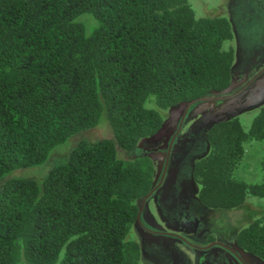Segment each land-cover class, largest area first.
I'll use <instances>...</instances> for the list:
<instances>
[{
  "label": "trees",
  "instance_id": "1",
  "mask_svg": "<svg viewBox=\"0 0 264 264\" xmlns=\"http://www.w3.org/2000/svg\"><path fill=\"white\" fill-rule=\"evenodd\" d=\"M231 36L227 17L195 18L187 0H0V264H139L131 230L156 166L136 142L160 130L159 108L227 86ZM102 112L113 140H77L41 179L9 174ZM251 139H264V104L247 130L236 117L209 126L192 170L204 207L264 196V177H234ZM234 244L264 263V213Z\"/></svg>",
  "mask_w": 264,
  "mask_h": 264
},
{
  "label": "rangeland",
  "instance_id": "2",
  "mask_svg": "<svg viewBox=\"0 0 264 264\" xmlns=\"http://www.w3.org/2000/svg\"><path fill=\"white\" fill-rule=\"evenodd\" d=\"M187 2L195 18L217 14L228 18L232 36L224 41V46L234 50L230 66L232 86L214 93L221 97L209 100L207 105L193 103L183 116L179 105L159 108L163 114L160 133L137 140V147L154 158L156 169L161 166L163 176L145 198L131 230L132 238L140 245L139 264H233L221 244L233 247L239 230L252 216L264 213V196L250 195L235 208L204 207L198 198L199 185L192 176L195 161L208 150L209 126L216 119L236 117L247 130L264 104V0ZM145 105L157 107L153 96ZM110 129L107 114L102 112L97 125L73 133L56 145L43 163L16 167L9 174L41 179L67 159L65 155L77 140H113ZM263 146L264 139L243 143L244 155L234 169V177L247 183L262 181ZM118 155L133 157L120 149ZM245 256L246 262L242 264H264L254 254Z\"/></svg>",
  "mask_w": 264,
  "mask_h": 264
},
{
  "label": "water",
  "instance_id": "3",
  "mask_svg": "<svg viewBox=\"0 0 264 264\" xmlns=\"http://www.w3.org/2000/svg\"><path fill=\"white\" fill-rule=\"evenodd\" d=\"M232 85H231V83H230V81H229V83L227 84V86L225 87V88H223L222 90H225V89H228V88H230ZM214 93H217V92H219L218 90H216V91H213ZM217 97H221V96H217V95H209V96H206V97H203V98H197V99H192V100H190V101H188V102H186V103H182V104H180V108H181V113H182V116L185 114V112H186V110L193 104V103H196V102H201V103H203V105H207V103L209 102V100H212V99H214V98H217ZM181 113H180V115H181ZM160 132H159V130L156 132V133H154V134H159ZM169 145H170V143H169ZM169 147V146H168ZM168 151V150H167ZM167 151H166V154H167ZM148 155H150V153L148 154ZM151 156V155H150ZM152 157V156H151ZM153 158V157H152ZM154 159V158H153ZM164 159V156H162V160ZM167 160V159H166ZM160 170H161V166L160 167H158L157 166V171H156V174H155V181L157 180V178H158V175H159V173H160ZM162 177L163 176H160V179L154 184V186L150 189V191L147 193V194H145L141 199H140V204H139V207H138V210H137V213H136V221L138 220V216H139V214H140V211H141V208H142V204H143V202H144V200H145V198H147L148 197V195L160 184V182H161V180H162ZM215 243V242H214ZM234 246H235V244H234ZM235 250L236 251H238V253H240V254H245L246 252H244L243 250H241V249H239L238 247H236L235 246Z\"/></svg>",
  "mask_w": 264,
  "mask_h": 264
},
{
  "label": "flooded vegetation",
  "instance_id": "4",
  "mask_svg": "<svg viewBox=\"0 0 264 264\" xmlns=\"http://www.w3.org/2000/svg\"><path fill=\"white\" fill-rule=\"evenodd\" d=\"M214 94V93H213ZM213 94H209V95H213ZM180 106V105H179ZM162 156H164L162 153L160 154ZM162 170V168H161ZM161 170H160V173L158 175V178L156 180V182L160 179V176H161ZM157 171V170H156ZM154 186V185H153ZM151 194V193H150ZM140 204V202H139ZM223 247H225L226 251L229 252V257L232 259L233 261V264H242L243 261L246 262V256L245 254H240L238 253V251L235 250V246L233 247H230L229 246H225L223 244H221Z\"/></svg>",
  "mask_w": 264,
  "mask_h": 264
},
{
  "label": "crops",
  "instance_id": "5",
  "mask_svg": "<svg viewBox=\"0 0 264 264\" xmlns=\"http://www.w3.org/2000/svg\"><path fill=\"white\" fill-rule=\"evenodd\" d=\"M157 170V169H156Z\"/></svg>",
  "mask_w": 264,
  "mask_h": 264
}]
</instances>
